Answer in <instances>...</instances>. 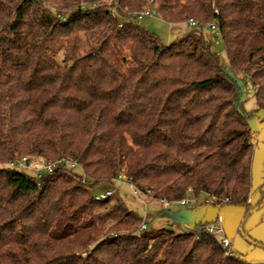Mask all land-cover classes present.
<instances>
[{
	"label": "trees",
	"instance_id": "trees-1",
	"mask_svg": "<svg viewBox=\"0 0 264 264\" xmlns=\"http://www.w3.org/2000/svg\"><path fill=\"white\" fill-rule=\"evenodd\" d=\"M153 3L196 26L163 43L136 21ZM205 28L253 83L255 109ZM260 110L264 0H0V264H251L207 223L141 231L117 191L95 189L122 172L155 199L260 206L264 184L249 201ZM25 155L66 165L39 178L9 165Z\"/></svg>",
	"mask_w": 264,
	"mask_h": 264
},
{
	"label": "rangeland",
	"instance_id": "rangeland-1",
	"mask_svg": "<svg viewBox=\"0 0 264 264\" xmlns=\"http://www.w3.org/2000/svg\"><path fill=\"white\" fill-rule=\"evenodd\" d=\"M136 21L155 32L165 44H170L179 39L190 28L188 23L185 22L172 23L165 20L157 11L152 15H143L141 18H137ZM205 34L211 38L213 48L220 55L223 72L234 76L240 83H246L245 107L248 110L255 109L257 102L253 83L244 73L235 70L231 66L221 36L211 28H205ZM250 126L254 136L251 164V196L252 200H254L252 203L255 204L260 198V188L264 183V110H260L251 120ZM21 170L34 173L31 168L23 167ZM76 171L82 173L79 166ZM110 188H114L125 204L130 209L135 210L147 222L148 229L151 231H158L160 228L166 227L170 220L175 224H179V220L183 218L186 214L185 211L190 209V207L197 206L199 210L207 211L209 220L213 219L219 212L224 217V228L227 236L232 239L233 246L237 250L245 252L251 264H264V201L260 206H252L249 210L242 205L233 203L219 207L209 202L207 203L208 195L206 193L202 192L197 196L194 192H189L185 196L189 201L191 200L187 206L184 207L178 201H172L170 208L165 209L163 200L152 198V195L148 196L136 190L127 181L120 179L115 181L114 187L108 183H103L95 189V193L99 194L102 190ZM189 229L188 227L177 226L175 230L177 232H186Z\"/></svg>",
	"mask_w": 264,
	"mask_h": 264
},
{
	"label": "built area",
	"instance_id": "built-area-1",
	"mask_svg": "<svg viewBox=\"0 0 264 264\" xmlns=\"http://www.w3.org/2000/svg\"><path fill=\"white\" fill-rule=\"evenodd\" d=\"M157 11L155 4L153 3V5L151 7H149L148 9L140 12L137 17L141 18L143 15H152ZM188 26L189 27H194L196 26V21L193 18H190L188 20ZM211 27L213 29H215V25L212 24ZM70 164L72 166L77 165V162H70ZM10 166L13 167H18V168H31L32 170H34V172H36V175L41 178L43 177L45 174H51L53 172H55L58 168H62L66 165L64 159H61L59 161H51L45 157L42 158H33L30 156H22L18 159L12 160L9 162ZM80 165V164H79ZM117 179L119 180H123V181H127L131 186L134 187V185L126 179V175L124 173H119L117 176ZM135 188V187H134ZM115 189L114 188H110V189H105L102 190L99 194L95 193V197L96 198H105L109 195L114 194ZM252 200V197L249 199V201ZM218 201V198L215 195H208V199H207V203L209 202L210 204H214ZM181 205H185L189 202V200L187 198H182L178 201ZM171 204L170 201L168 200H163V207H169ZM223 215L221 213H219L216 217V220L218 221V224H212V223H208L205 225V230H207L210 233H214L217 236H220V242L222 243V245L224 247H226V254H231L232 253V247H233V242L232 239L229 238L226 235V231L225 228L223 226ZM148 228L147 222H143L140 225V230H145Z\"/></svg>",
	"mask_w": 264,
	"mask_h": 264
},
{
	"label": "crops",
	"instance_id": "crops-1",
	"mask_svg": "<svg viewBox=\"0 0 264 264\" xmlns=\"http://www.w3.org/2000/svg\"><path fill=\"white\" fill-rule=\"evenodd\" d=\"M264 184V183H263ZM189 192H193V191H189ZM189 192H188V194H189ZM261 192V191H260ZM187 194V195H188ZM260 195H261V193H260ZM198 196V195H197ZM191 201V200H190ZM189 201V202H190ZM254 200H252V202H253ZM188 202V203H189ZM187 203V204H188ZM172 204V203H171ZM171 204H170V206H171ZM180 204V203H179ZM187 204H185V205H182V206H187ZM181 205V204H180ZM170 206L169 207H164L165 209H168V208H170ZM196 206V205H195ZM185 215L183 216V218L182 219H180L179 220V224H175V223H173L172 222V220H170L167 224V228H171V227H173V228H171V229H176V227L178 226V227H188V229H189V231L190 230H194L195 229V226H196V224L197 223H200V222H202V223H217L218 224V221L216 220V217H217V215L219 214V212L217 213V215L216 216H214V218L213 219H211V220H209L208 218H207V211L206 212H203L202 210H199V208L196 206V207H190V209H187L186 211H185ZM223 221H224V219H223ZM223 226H224V224H223ZM176 231V230H175ZM226 235H227V233H226ZM233 242V241H232ZM245 253V252H244Z\"/></svg>",
	"mask_w": 264,
	"mask_h": 264
}]
</instances>
